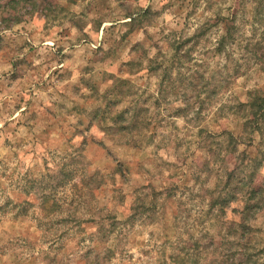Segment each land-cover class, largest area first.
I'll return each instance as SVG.
<instances>
[{
    "label": "rangeland",
    "instance_id": "rangeland-1",
    "mask_svg": "<svg viewBox=\"0 0 264 264\" xmlns=\"http://www.w3.org/2000/svg\"><path fill=\"white\" fill-rule=\"evenodd\" d=\"M57 5L0 29V264L264 249V127L228 136L264 95V0Z\"/></svg>",
    "mask_w": 264,
    "mask_h": 264
},
{
    "label": "trees",
    "instance_id": "trees-1",
    "mask_svg": "<svg viewBox=\"0 0 264 264\" xmlns=\"http://www.w3.org/2000/svg\"><path fill=\"white\" fill-rule=\"evenodd\" d=\"M59 0H0V29L9 28L14 24L20 23L33 15H44L52 13L58 7L57 3ZM234 29V28H233ZM229 38L235 40L232 33L228 31ZM232 36V37H231ZM220 47L224 44V40L220 39L218 42ZM260 49H263V45L256 43ZM220 49H218L219 51ZM254 54H258V51H253ZM260 58V57H258ZM240 71L236 68L234 70V78L237 77ZM236 111L238 112V125L240 123L238 131L234 134L229 132L228 136L232 142L247 140L248 142L253 141V135L256 132L262 133L264 127V95L260 90H251L246 92V99L244 102H240L236 105ZM253 196L249 199L254 198L258 191L252 190ZM245 249L239 252L233 253L231 249H225L226 253L220 252L219 255L211 254L212 259H208L206 264H264V249ZM206 252L213 253L215 248L212 240L208 241L207 245L204 246ZM203 250H200L203 251ZM235 254L237 256L235 257ZM205 258V259H206ZM199 255L194 261V264H198Z\"/></svg>",
    "mask_w": 264,
    "mask_h": 264
}]
</instances>
